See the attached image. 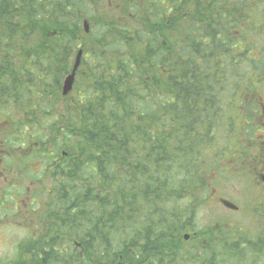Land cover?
<instances>
[{
  "label": "trees",
  "instance_id": "1",
  "mask_svg": "<svg viewBox=\"0 0 264 264\" xmlns=\"http://www.w3.org/2000/svg\"><path fill=\"white\" fill-rule=\"evenodd\" d=\"M80 44L84 69L63 98ZM263 88L264 0H0V106L36 93V139L72 142L77 161L47 198L53 234L12 264H68L76 243L84 256L70 264H234L223 233L199 256L179 236L213 174L249 166L215 141H256Z\"/></svg>",
  "mask_w": 264,
  "mask_h": 264
},
{
  "label": "rangeland",
  "instance_id": "2",
  "mask_svg": "<svg viewBox=\"0 0 264 264\" xmlns=\"http://www.w3.org/2000/svg\"><path fill=\"white\" fill-rule=\"evenodd\" d=\"M112 1V0H109ZM118 0L113 2L112 4L115 5ZM114 16H117L113 12ZM134 21L136 19L133 18ZM90 45L91 43H87ZM15 46L12 47V49ZM12 57H14V60H18L16 57V52L10 53ZM2 56V55H1ZM9 53H6L3 57H8ZM20 56V54H19ZM91 55L90 59L88 58L87 61H90L89 65H86V67L90 66L91 63L95 64L96 60ZM87 59V57H86ZM95 61V62H94ZM262 95L264 99V88L262 89ZM79 95L76 93L75 98ZM23 104L27 107L30 106L29 101H23ZM53 111V110H52ZM57 111V110H56ZM29 122L26 118H23L21 120L20 125H16L15 128H13V131H9L7 129H4V135L12 137L13 139L19 138L20 140L16 142H21L27 137L31 141L33 137L32 128H30V131H27L25 127H27ZM54 125V123H53ZM8 134V135H7ZM11 134V135H9ZM3 136H0V141H2ZM218 138H222L223 134H218ZM250 137H253L252 135ZM245 141V140H244ZM238 142V140H236ZM232 144L231 147H227L228 144L225 143L222 139L218 140V143L216 144V147L220 148V150L223 152L225 148H232L233 152L235 154L236 149H238L240 152H246L249 151L250 144L244 142L241 144L240 147L235 148L238 144L237 143ZM15 149H12L11 151H14ZM230 156V155H229ZM12 157V156H7ZM43 155H36V160L32 159V161H35L36 163V174L34 175L30 168V171L28 173L29 178L26 179V182H24V186L27 187L26 183H29L31 181L32 176L36 179V201L40 200L43 203H45V199L43 197L44 191H49L52 189V180H53V171H49L47 174V164L44 163V161L41 159L43 158ZM230 158V157H229ZM9 161V160H6ZM242 162L248 164L244 159H242ZM24 165H21L23 167ZM30 166V165H29ZM42 166L44 167L41 171ZM241 166L240 163L236 162H225L224 169L227 171H222L221 173H214L211 177L210 185L207 187V189L210 190L209 194V203L207 205L199 206L196 209V231L198 232L199 236L203 233L205 230L207 231H214V229H218L220 233H223L228 240V244L231 245L235 242H238L237 239L239 236L245 237L246 240L252 239L255 241V238L262 235V231L264 230V195H261L262 192L257 190L256 193L252 189V185L249 183L246 177L244 175L239 174L238 170L235 169ZM31 167V166H30ZM252 170V169H251ZM249 170V171H251ZM256 170V168H254ZM197 171V169L194 171ZM255 173V171H253ZM47 174V175H46ZM16 173L13 172L11 177H15ZM177 178V177H176ZM181 178V177H180ZM178 179V178H177ZM194 185V182H189L188 186L192 187ZM216 190V192H213L211 188ZM4 192L7 196H9L11 193H13L14 196V190H11L9 188V184H6V186H3ZM188 193L192 192V189L190 191H187ZM257 195V196H256ZM15 199V196H14ZM230 200L235 205H237L240 208V211L238 213L232 212L231 210L225 209L223 205L220 203V200ZM187 200H189V197L187 196ZM4 197L2 196V192H0V206L4 203ZM9 206H7V210H4L5 213H0V262L1 264H12L13 261H17L20 259V257H23L26 261L28 257L30 256H18V254H21V250L19 248L22 244H28L29 241H31V237L33 236V226L36 223V220L42 213V211L32 212L33 207L29 203L22 204L19 201L15 199V203H9ZM14 205V206H12ZM18 207V211H14V208ZM26 211H29L27 216L23 214ZM34 215V217L32 216ZM10 217V218H9ZM36 218V219H35ZM226 222L228 224L226 225ZM229 225L233 226V228L228 229ZM219 227V228H218ZM227 229H226V228ZM206 235L204 238L200 237V241L193 240L192 242L188 243L186 246L188 251L196 252L201 250V244L202 242H205ZM195 247V249H194ZM67 248V246H66ZM194 249V250H193ZM69 250V249H68ZM193 250V251H192ZM264 253V250H263ZM79 251L74 249L72 252L69 250V256H74L73 260L76 259L78 256ZM221 256H224L227 260H232L234 257H236L234 264H264V254L261 256H255V253L252 250H245V249H226L221 252ZM73 260L69 261L68 264H70ZM32 264H36V260L33 261ZM231 264V262H230Z\"/></svg>",
  "mask_w": 264,
  "mask_h": 264
},
{
  "label": "flooded vegetation",
  "instance_id": "3",
  "mask_svg": "<svg viewBox=\"0 0 264 264\" xmlns=\"http://www.w3.org/2000/svg\"><path fill=\"white\" fill-rule=\"evenodd\" d=\"M15 81L18 83L19 79H15ZM262 99L261 97V100ZM0 111L4 114H9L10 112L9 109H1ZM13 112L19 116L29 115L30 113L29 110L24 109H17ZM261 112L262 124L257 125V130L258 128L260 129V134L255 141V147L248 152V157L253 163V169L248 172V176L250 178V184L257 187V189L262 192L261 195H264V103H262ZM34 114L36 115V112H34ZM30 122H33V124H28L25 129L30 131V128H32L33 137L31 141L27 137L26 140L21 142H11L9 145L11 147H17V151L8 150L5 152L0 150V154L6 153L8 156H13L7 158L9 161L6 163H4L6 157H0V192H2V196L5 200L0 206V211L7 210V206H9L8 201L9 203H15V199L22 204L29 203L30 205L36 206V179L34 176H32L29 183H26L27 187L24 186V182L29 178L28 173L31 172L30 168L32 172H34L33 174H36V163L32 161V159L36 160V145L38 144L36 142V118L30 119ZM1 123L2 121H0V128H2ZM4 147L5 144L3 143L1 148ZM21 165L24 166L21 167ZM254 168H256V170H254ZM253 171H255V173H253ZM13 172L16 173L15 177H11ZM6 184H9V188L14 190L15 199L13 193L9 196L5 194L3 186H6ZM14 210H19V208L15 207ZM262 232L264 233V231ZM258 242L260 243L259 247ZM240 247L241 249L252 250L255 256H261L264 254V236L258 238L257 241H243Z\"/></svg>",
  "mask_w": 264,
  "mask_h": 264
},
{
  "label": "water",
  "instance_id": "4",
  "mask_svg": "<svg viewBox=\"0 0 264 264\" xmlns=\"http://www.w3.org/2000/svg\"><path fill=\"white\" fill-rule=\"evenodd\" d=\"M80 56L78 57V61H77V64L75 66V69H74V72L73 74L66 80V83H65V87H64V93L67 94L71 89H72V85H73V82H74V74H75V71L77 69V67L79 66V60H80ZM224 204L229 207V208H235L233 205H231L230 203H227V202H224ZM187 238V237H186Z\"/></svg>",
  "mask_w": 264,
  "mask_h": 264
},
{
  "label": "bare ground",
  "instance_id": "5",
  "mask_svg": "<svg viewBox=\"0 0 264 264\" xmlns=\"http://www.w3.org/2000/svg\"><path fill=\"white\" fill-rule=\"evenodd\" d=\"M224 95V94H223ZM224 97V96H223ZM221 105V104H220ZM250 106H253V105H250ZM259 113V112H258ZM249 114V113H248ZM260 115V114H259ZM251 120V119H250ZM247 138V137H246Z\"/></svg>",
  "mask_w": 264,
  "mask_h": 264
}]
</instances>
